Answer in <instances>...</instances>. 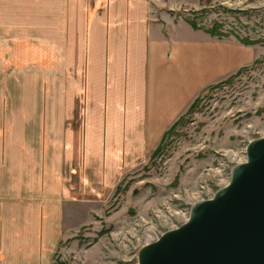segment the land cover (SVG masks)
I'll use <instances>...</instances> for the list:
<instances>
[{"label": "crops", "instance_id": "0c3cea01", "mask_svg": "<svg viewBox=\"0 0 264 264\" xmlns=\"http://www.w3.org/2000/svg\"><path fill=\"white\" fill-rule=\"evenodd\" d=\"M200 4L201 0H35L40 7L38 27L2 31L4 38H21L0 49V264H32L40 259L42 246L57 243L69 193L64 184V148H80L72 145L78 140L73 131L71 147H64V85L59 86L60 109L57 102L49 108L43 88L34 87L36 76L31 75L32 83L19 84L15 68L31 63L42 70L56 57L60 69H70L63 58L69 52L64 49L67 43L45 38H72L70 52L83 54L81 63L86 62L88 102H93L88 116L96 118L94 126L87 122L85 150L99 152L103 140L108 142L105 158L109 159L96 162V167L106 166L103 179L80 189L111 195L117 186L112 184L111 161H120L113 151L131 149L137 154L155 149L193 102L195 87L205 83L200 69L208 66V56L214 53L217 58V46L210 44L207 34L174 14L177 8ZM233 60L229 58L228 65ZM15 84L22 103L18 110ZM23 103L31 105L26 109ZM42 150L55 151L54 157L42 158ZM130 158L127 155L123 161ZM71 172H76L74 164Z\"/></svg>", "mask_w": 264, "mask_h": 264}, {"label": "rangeland", "instance_id": "374dc122", "mask_svg": "<svg viewBox=\"0 0 264 264\" xmlns=\"http://www.w3.org/2000/svg\"><path fill=\"white\" fill-rule=\"evenodd\" d=\"M5 1L11 4L0 6V49L21 38H4L2 31L10 27L16 33L31 24L38 27L40 16L35 0H26L27 4L0 0ZM174 14L177 20L194 19L203 30L221 34L217 38L198 31L217 46V58L212 53L208 66L200 69L206 80L195 87L192 97L197 98V107L188 113L190 105L185 108L182 123L159 142L158 155L152 157L157 147L137 154L131 149L113 151L120 161H111L112 184L117 185L111 195L80 189L103 179L106 166L96 167V162L109 159L105 158L108 142L103 140L99 152L85 150L87 122L94 126L96 118L88 116L93 102H88L86 62L81 63L83 54L70 52L72 38H45L67 43L64 49L69 52L63 58L70 69H60L56 57L54 64L42 70L31 63L15 68L19 84L32 83L31 75L36 76L34 87L43 88L49 108L57 102L60 109L59 86L64 85V147H71L72 131L78 137L72 145L80 146L64 148V184L69 193L64 198L62 233L56 244L40 248V259L32 264H139L141 250L186 224L196 204L214 199L228 187L233 170L247 163L249 145L264 139V0H201L199 6L177 8ZM3 21L10 24L2 26ZM229 58L234 64L228 65ZM19 84L14 91L17 110L22 105ZM26 99L31 102L29 96ZM90 141L95 144V138ZM54 152L42 150V158L54 157ZM127 155L132 158L123 161Z\"/></svg>", "mask_w": 264, "mask_h": 264}, {"label": "water", "instance_id": "95a60500", "mask_svg": "<svg viewBox=\"0 0 264 264\" xmlns=\"http://www.w3.org/2000/svg\"><path fill=\"white\" fill-rule=\"evenodd\" d=\"M246 162L186 224L143 248L139 264H264V139L249 145Z\"/></svg>", "mask_w": 264, "mask_h": 264}, {"label": "trees", "instance_id": "16d2710c", "mask_svg": "<svg viewBox=\"0 0 264 264\" xmlns=\"http://www.w3.org/2000/svg\"><path fill=\"white\" fill-rule=\"evenodd\" d=\"M185 21H187V23L190 25V27L194 30H202L204 31L205 33L209 34L210 36H213V37H221V34H217L215 33V31L213 30H206V29H202L200 27H198L195 23V20L194 19H186ZM197 107V98L194 99V101L192 102V104L189 106L188 110H187V113L188 112H191L193 109H195ZM186 113V114H187ZM182 120H183V117H179L174 123L173 125L163 134L162 138L160 141H163L164 138H167L172 132L173 130L175 129L176 125H179L182 123ZM162 146V144H161ZM161 146L158 145L157 148L155 149V151L152 153V157H155V155H158L160 152H161Z\"/></svg>", "mask_w": 264, "mask_h": 264}]
</instances>
